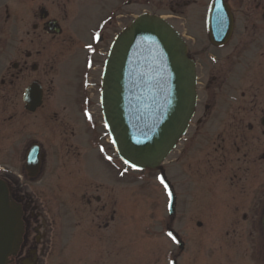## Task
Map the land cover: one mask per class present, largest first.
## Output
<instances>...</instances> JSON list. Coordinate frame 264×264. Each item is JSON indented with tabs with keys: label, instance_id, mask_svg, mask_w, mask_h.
<instances>
[{
	"label": "flooded vegetation",
	"instance_id": "flooded-vegetation-1",
	"mask_svg": "<svg viewBox=\"0 0 264 264\" xmlns=\"http://www.w3.org/2000/svg\"><path fill=\"white\" fill-rule=\"evenodd\" d=\"M224 1L231 16L224 41L210 39L209 6L203 40H184L196 103L161 176L174 193L169 216L188 204L189 193L227 184L232 264H264V73L252 72V44L264 45V0L246 15L251 28L243 31ZM135 3L0 0V183L22 227L6 264H156L154 249L131 247L139 233L125 244L126 164L101 103L110 46L135 17L125 11ZM259 46L255 56L263 57ZM143 236L152 247L151 227Z\"/></svg>",
	"mask_w": 264,
	"mask_h": 264
},
{
	"label": "water",
	"instance_id": "water-1",
	"mask_svg": "<svg viewBox=\"0 0 264 264\" xmlns=\"http://www.w3.org/2000/svg\"><path fill=\"white\" fill-rule=\"evenodd\" d=\"M207 26L211 41L228 37L231 16L224 0H211ZM101 103L111 143L125 164L136 171L160 166L184 135L196 103L195 64L162 17L141 13L116 35L104 65ZM173 212L172 200L168 214ZM21 231L20 209L0 183V264L7 263Z\"/></svg>",
	"mask_w": 264,
	"mask_h": 264
},
{
	"label": "rangeland",
	"instance_id": "rangeland-1",
	"mask_svg": "<svg viewBox=\"0 0 264 264\" xmlns=\"http://www.w3.org/2000/svg\"><path fill=\"white\" fill-rule=\"evenodd\" d=\"M211 0H136V3L125 8L130 16L141 13L162 16L169 22L187 45L195 46L203 40L200 30L205 25V16ZM232 10L240 19L238 31L249 30L248 13H254L256 3L261 0H227ZM173 10V11H171ZM253 15L252 18H254ZM131 17L126 18L128 24ZM257 26L261 25L256 22ZM259 39L252 44V72L264 73V56H255L257 46L262 50L264 45ZM264 41H262L263 43ZM232 86V81H228ZM229 88V87H228ZM232 89V88H231ZM230 94H232V90ZM208 150L210 145L205 144ZM160 171L135 172L126 165L124 186V226L125 244L133 233L139 240L134 241L132 248L155 250L156 264H232V190L227 184L203 187L198 193H189L188 204H178L173 216L167 213V196L163 185L156 180L166 169V161L160 165ZM162 177V176H161ZM225 178V177H224ZM230 207V208H228ZM200 221L201 225L196 226ZM151 227L155 232L152 247L144 245V231ZM170 227L178 237L174 242L166 235ZM128 231V232H127ZM128 234V235H127ZM136 235V234H134ZM134 237V238H136ZM183 243L180 252L179 243Z\"/></svg>",
	"mask_w": 264,
	"mask_h": 264
},
{
	"label": "snow or ice",
	"instance_id": "snow-or-ice-1",
	"mask_svg": "<svg viewBox=\"0 0 264 264\" xmlns=\"http://www.w3.org/2000/svg\"><path fill=\"white\" fill-rule=\"evenodd\" d=\"M86 47H90V45H86ZM87 115V113H86ZM101 151H103V149H101ZM110 159V158H109ZM125 163H128L127 161H125ZM132 167H135V165H132ZM124 173H121V175H123ZM156 180L159 181V183L161 185H163V189H164V193L168 198L169 203L171 204L173 197H174V193L172 190H170L169 185L166 183L165 179L161 176H157ZM166 235L168 237H170L174 242L176 241V237L173 235V233L171 231L167 232Z\"/></svg>",
	"mask_w": 264,
	"mask_h": 264
}]
</instances>
